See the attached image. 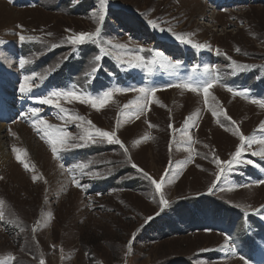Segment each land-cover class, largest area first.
Wrapping results in <instances>:
<instances>
[{
	"label": "rangeland",
	"instance_id": "rangeland-1",
	"mask_svg": "<svg viewBox=\"0 0 264 264\" xmlns=\"http://www.w3.org/2000/svg\"><path fill=\"white\" fill-rule=\"evenodd\" d=\"M99 11V0H0V264H264V184L257 183L264 159L252 155L264 145H246L241 162L208 191L215 158L230 160L240 134L264 137V107L253 103L264 101V1L110 0L102 26ZM97 26L99 46L66 42ZM177 34L206 47L182 44ZM137 55L145 61L139 67L121 62ZM33 75L32 93L22 94ZM213 79L207 103L202 90L177 86ZM140 87L156 91L147 100L122 91ZM112 89L121 91L99 109L39 102L54 90L95 97ZM136 104H146L143 112ZM39 120L72 134L88 129L93 138L92 125L115 132L127 154L91 140L74 149L72 140L58 143L53 153L55 137L44 136ZM129 157L158 182L165 177L166 209ZM81 163L84 174L68 171Z\"/></svg>",
	"mask_w": 264,
	"mask_h": 264
},
{
	"label": "snow or ice",
	"instance_id": "snow-or-ice-1",
	"mask_svg": "<svg viewBox=\"0 0 264 264\" xmlns=\"http://www.w3.org/2000/svg\"><path fill=\"white\" fill-rule=\"evenodd\" d=\"M110 0H99V4H100V11H99V15L97 17L98 19V24L99 25H103V22L106 19V7L109 5ZM148 23L150 24V26L153 29L158 28V24L153 21V20H149ZM101 26H97L95 28L94 32H80L78 34H73L70 35L66 38V42L72 46H81V45H85V44H93V45H97L99 46L101 44V35H102V27ZM161 31H163L164 29H160ZM49 35H51L49 33ZM21 42L25 41V36L20 35L19 37ZM27 39L31 40V37H28ZM176 39L178 41H180V43L182 44H186V45H191L193 48L196 49H203L206 47V45L204 44H199V43H193L191 40L185 38L183 35H176ZM118 47H126V45H117ZM100 51H105L104 48H100ZM140 51H152L151 49H140ZM218 54H219V50ZM237 51H239V49H237ZM162 55L161 53H157V56ZM101 59L100 55H95V60L99 61ZM117 59H120V57H117ZM134 62L133 61H121V62H126L129 64H132V66L134 67H139L141 64H144V58L142 56H135L134 58ZM20 66L24 67L25 64L27 63L25 58H21L20 61ZM152 63H155V61H153ZM179 61H176L175 65H173L171 62H169L168 66H179ZM234 65H236V62L233 61L232 62ZM237 67H246V66H242V65H236ZM161 67H164V65H161ZM93 72L96 71V68L93 67L92 69ZM148 71L149 73H151L153 71L152 67L149 66L148 67ZM195 71V70H194ZM205 71H210V69L208 67L205 68ZM34 79V75L33 76H25L24 77V82L21 83L20 85V92L24 95H29L32 93L33 91V87L28 83L30 80ZM216 83V80H209L206 81L205 83L201 84V85H194L190 82H185L182 83L181 85H177L183 88H187L193 92H197L202 90L204 97H205V103H207V98L209 96V89ZM113 91H121L120 89H112V90H108V91H104L102 96H95L93 97L91 94H84V93H77V91L75 90H54L51 93L47 94L44 96V98L40 99V103L41 104H53V98L56 99H60L63 98L67 101H73V100H78L81 103H84L85 101H87L89 104L92 105L93 108H101L104 106L105 102L108 101L111 96ZM122 91H138L141 95L142 98L144 100H147L148 96L151 93H154L156 91V88H145V87H140L138 89H134V88H130V89H124ZM228 91L232 92L233 89L229 88ZM235 95H240L241 92L237 91L234 92ZM253 103H259L261 107H264V101L261 100H253ZM55 107L59 109L60 113H65V109L62 108L60 106V104L56 103ZM127 107V106H126ZM137 110L140 112H143L144 108L146 107V104H136ZM30 113L32 114V116H37L40 112L39 108H31ZM218 113H216L215 111L213 112V115H217ZM69 120H73L72 117H68ZM83 117H75V120H83ZM190 119V118H189ZM230 120V118H227ZM38 123H40L41 125H44V128L41 129V131L44 133V136L46 137H55V139H53L51 141L52 144V151L53 153H57L59 150L57 148V144L59 143L60 145H65L66 141L68 140H72L73 143L71 145L68 146V148H77V147H81L82 145L80 143H78V141H88L91 140L92 143H103L105 141H107V143L109 144H117L120 145V147L122 149H124L125 154H127V149L125 148V146L123 145V143L116 138L115 132H109V131H104L101 130L100 128L95 127V125H92L93 128H95V137L93 138L92 133L88 130V129H83V134L81 133H77V134H72L70 132H68L65 129H58L55 128L53 125L48 124V122L46 120H39ZM89 123H91L89 121ZM187 123V122H186ZM234 123V122H232ZM262 125H264V122H262ZM35 127V125H33ZM77 127H80V125H77ZM171 127V125H170ZM260 131H264V126L261 127ZM186 134V132H185ZM190 139V138H189ZM240 139V146H238L235 150V153L232 154V158L228 161H220L219 158H215L214 159V163L216 164V166L219 168V172L216 174V181L213 182L212 187H210L208 189L209 193H211L213 191V189L217 186L218 181H220L223 177L226 176V174L228 172H231L234 170V166L238 165L241 162V157L243 156V153L245 151V146L247 145V147H251L252 144L256 143V144H260V145H264V137H260L259 139L257 138H252L249 139L247 137H245L243 134H240L239 136ZM68 148H65L64 151H68ZM191 151V149H189ZM13 151H17L16 149H13ZM253 156H258L261 159H264V148H261L259 151H253L252 152ZM62 158V157H61ZM17 159L19 160L20 157L19 155H17ZM21 163H24L22 160L20 161ZM247 164H252L253 161L251 160H247L245 161ZM129 163H131V158L129 157ZM28 165L25 164V168H27ZM61 167H63V165H61ZM86 167L85 164H76L74 165L73 169H68V171H73L74 169L78 168L82 174H84V168ZM131 167L136 169L138 173H141L142 178L149 181L151 185L154 186L155 188V192L160 194V198H159V204L161 205V211H163L164 209H166L169 206V202L164 198V195L161 191L163 183H164V179L165 177L162 176L160 181L158 182L157 180H155L151 175H149L148 172H145L143 169H140L135 163H131ZM92 175H96V174H92ZM33 179L35 180L36 177H33ZM72 182L74 184H76L77 186H79V181L73 177ZM258 184H264V180L258 181ZM243 187H249V185H244ZM3 204V201H0V205ZM4 216L5 213L2 210V208H0V221L4 220ZM149 219H151V217H149ZM35 231V229H34ZM132 241H129V247H131ZM41 264H44L43 261H41Z\"/></svg>",
	"mask_w": 264,
	"mask_h": 264
},
{
	"label": "bare ground",
	"instance_id": "bare-ground-1",
	"mask_svg": "<svg viewBox=\"0 0 264 264\" xmlns=\"http://www.w3.org/2000/svg\"><path fill=\"white\" fill-rule=\"evenodd\" d=\"M4 127V125H0V134H1V132H2V128ZM1 137V136H0ZM0 153H1V151H0ZM0 159H5V155L4 154H1L0 155ZM2 162H5V161H2Z\"/></svg>",
	"mask_w": 264,
	"mask_h": 264
},
{
	"label": "trees",
	"instance_id": "trees-1",
	"mask_svg": "<svg viewBox=\"0 0 264 264\" xmlns=\"http://www.w3.org/2000/svg\"><path fill=\"white\" fill-rule=\"evenodd\" d=\"M240 1H252V2H254L255 0H240ZM260 2L262 1H264V0H259ZM177 264H180V263H177ZM184 264H189V262H184Z\"/></svg>",
	"mask_w": 264,
	"mask_h": 264
}]
</instances>
